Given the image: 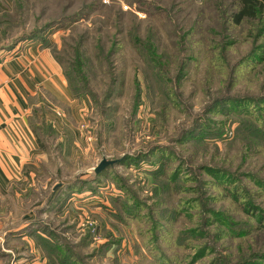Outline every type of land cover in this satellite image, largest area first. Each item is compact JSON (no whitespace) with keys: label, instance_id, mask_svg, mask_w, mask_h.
I'll return each instance as SVG.
<instances>
[{"label":"rangeland","instance_id":"rangeland-1","mask_svg":"<svg viewBox=\"0 0 264 264\" xmlns=\"http://www.w3.org/2000/svg\"><path fill=\"white\" fill-rule=\"evenodd\" d=\"M231 1L0 0V59L14 53L17 46L31 42L22 38L46 25L50 27L43 33L44 46L54 49L55 56L62 59V64L55 62L65 82L64 72L76 61V54L82 57L78 87L84 91L80 97L84 107L80 103L76 112H70L71 108L59 98L48 99L54 109L69 108L66 117L79 131L82 143L74 138L68 142L67 134L63 146L57 145L56 137L44 140V155L37 163L41 173L37 175L35 189L26 196L33 204L35 201L36 208L30 211L37 220L41 219L40 233L51 234L58 243L85 259V264H188L194 249L178 246L177 240L180 231L196 225L198 217L195 209L191 214H172L181 200L200 197L211 209L239 220L247 219L223 197L220 188L208 183L211 177L203 170L205 166H215L243 178L244 187L248 183L254 197L257 188L247 173L264 178V146L245 149L241 136L231 141L240 121L238 117L209 112L216 98L264 97L261 64L252 70L244 69L230 80L226 71L218 70L209 61L213 48L209 38L218 41L224 35L222 12ZM123 5L129 9L124 10ZM133 32L150 46L152 54L133 44ZM227 35L232 41L227 46V60L233 64L249 52L253 43L242 24H229ZM11 44L15 46L8 49ZM150 59L161 69L166 85L151 79ZM67 88L74 98L68 81ZM209 118L216 122L215 126L218 122L224 124L220 137H205L198 144L178 143L184 130ZM152 149L159 154L165 149L166 155H172L166 165L168 174L181 167L182 176L186 174L196 181L187 179L181 188L166 182L168 189L162 192L150 175L155 166L148 163L138 167L117 163L107 167L105 174L94 172L104 158L121 160L126 155L148 154ZM157 156H152L155 163ZM84 181L89 182L79 190H68L69 184ZM120 185L128 187V195L142 203L137 218L121 210L127 194ZM253 202L264 209V192H258ZM14 206L3 211L4 221L9 218L11 225L29 212L24 207L15 210ZM162 212L171 217H164ZM149 217L161 229L152 230ZM208 231L212 233L213 228ZM201 240L210 243L214 252L193 264L208 263L216 253L223 257L230 254L234 262L237 245L241 247L240 254L264 250V230L256 228L241 239ZM33 242L45 264H51L45 247L36 237ZM24 246L28 247L27 242ZM0 250L15 253L1 246Z\"/></svg>","mask_w":264,"mask_h":264},{"label":"trees","instance_id":"trees-1","mask_svg":"<svg viewBox=\"0 0 264 264\" xmlns=\"http://www.w3.org/2000/svg\"><path fill=\"white\" fill-rule=\"evenodd\" d=\"M229 24H233L234 26L240 24L245 25L248 29V35L251 37V41L253 43V46L249 52L239 61L233 64L229 63L226 55L228 50L227 46L229 47L232 43V41H229L227 35ZM49 27V25H46L43 28L34 29L30 34L23 37L22 40H39L41 43L46 44L43 33L46 29H49ZM221 30L224 35L222 38L220 36V40L215 41L214 38H209L211 47H213L210 52L211 57L209 58V61H211L212 65H216L218 70H223V72L226 71L225 73L229 76L230 80H234L236 75L239 72L241 73L244 69L252 70L260 64L261 66H264V0H232L230 5L222 12ZM211 33L213 35L219 36L214 30H211ZM130 37L131 41L137 46L138 49L144 53L147 51L150 53V46L142 42V40L136 36L135 32L130 33ZM14 46L15 44H11L8 49H12ZM50 51L55 57V60L62 64V59L55 56L54 49ZM76 57V61H73L70 64V67L64 72V75L68 83L71 85L74 96L79 97L82 96V93L84 92L83 88L80 86L78 87V84L80 83L78 71L80 65L82 64V57L80 53H77ZM211 64L209 63V68L212 67ZM148 66L153 70L151 79L154 83L159 85H166L168 83L166 82V78L162 75L161 69L156 67L155 63H153L151 59L148 62ZM75 75H77V77H74ZM35 111L36 110H34V112ZM209 112L211 114H232L238 117L240 121H238V126L234 130L235 136H233L234 138L231 139V141L241 136L242 140L245 142V149L258 147L260 145L264 146V97L257 99L247 97L216 98L214 102H212ZM30 120L31 126L32 121L39 122L38 127L32 126L37 138V142L39 143V148L44 145V140L56 137L49 124L42 120L38 121L37 118L35 119L36 121L32 119ZM217 124L219 125L215 126L216 122L209 118L206 120V122L204 121L203 123L194 125L187 131L184 130L177 141L178 143H184L186 141H194L197 143L204 141L205 137H220L225 130V127L221 122H218ZM71 141L72 136L68 134V142ZM160 152L162 154L156 153V151L152 149L148 154L137 153L135 155H126L120 160L121 162L119 163L126 166H137L139 164L141 165L142 163H148L151 166H155V168L150 172V175L157 183L155 185L157 190L162 192H165L168 189L166 182L174 183V188H181L187 179L192 183L196 181L194 177L189 176L187 178L186 174L182 176L180 173L181 167H176L173 172L168 174L166 171L168 167H166V165L169 162L170 157L172 158V155H166L165 149H162ZM156 154L158 155L157 163H155V159L152 157ZM150 156L151 159H149ZM203 170L211 177L208 180V183L212 187L220 188L223 197L229 199L230 202L235 205V209L238 212L247 215V219L239 220L224 211L211 209L207 206V203L200 199V197H197L196 199L189 198L184 201H179L175 212L172 214L175 216H179L182 213L191 214L192 209H195V214L198 217V222L196 225L194 227H189L188 229L180 231L181 239L179 238L177 240L178 246L183 245L184 249H194V253L190 256L188 264H193L197 261H200L202 258L209 255V253L214 252L212 245L207 243V241H202L201 239L210 238L211 241L213 239L218 241L225 237L229 240L232 238L241 239L251 235L254 231V228L259 231L264 230V209L255 205L253 202L254 198L258 197V192L260 194L264 192V178L247 173V178L252 182L251 184L253 186L255 185L257 188V190H255V195L257 196L254 197L252 191L248 190L249 184L246 183V188L244 187V183L241 181L243 178L238 177L240 178L238 179L232 174L226 173L224 170L217 169L215 166H205ZM107 171L108 170L105 169L97 175L102 173L105 174ZM157 179H161V181H158ZM88 182L89 181L76 184L72 183L73 185L69 184L71 187H69L68 190H73L75 188L76 190H79L82 188L81 185H84ZM120 188L127 194L122 200L123 202L121 204V210H124L130 217L137 218L140 215L142 203L136 197H133V194V196L128 195L127 192L130 191L128 187L121 186ZM162 215L164 217H171V214L168 215L167 212H162ZM175 216L174 219H176ZM117 217L121 220L118 213ZM149 219L152 221L150 225L152 230H157V228L161 229L157 221L152 220L151 217H149ZM211 227L213 228V231L209 234L210 231L208 230ZM35 234L39 244L45 247L47 250L51 264H85V259H83L80 255H77L69 247H65L58 243V240L52 237L51 234L48 235L45 233L43 235L40 232ZM185 236L186 239L184 238ZM190 242L192 244H190ZM240 249V245H237V256L234 258V262L230 259L232 255L229 254L223 257L221 254L216 253L212 258L209 259V262L205 264H264V250H259L258 252L254 251L255 253L249 251L248 253L240 254ZM163 257H166L164 253Z\"/></svg>","mask_w":264,"mask_h":264},{"label":"crops","instance_id":"crops-1","mask_svg":"<svg viewBox=\"0 0 264 264\" xmlns=\"http://www.w3.org/2000/svg\"><path fill=\"white\" fill-rule=\"evenodd\" d=\"M23 44L0 59V246L15 252L12 255L0 250V264L46 262L33 242L35 233L40 232L41 219L37 220L30 211L35 210V201L33 204L26 196L35 189L37 175L41 173L37 163L44 155L32 128L38 127L39 122L32 121L31 126L30 119L49 124L58 146L64 145L66 134L82 143L79 131L65 114L69 108L70 112H76L80 103L83 106L82 96H71L49 48L40 41ZM50 98H59L69 108L50 107ZM12 204L15 210L24 207L29 211L26 215L22 213L24 216L15 225H11L9 218L4 221L3 216V211ZM37 258L41 259L37 261Z\"/></svg>","mask_w":264,"mask_h":264},{"label":"water","instance_id":"water-1","mask_svg":"<svg viewBox=\"0 0 264 264\" xmlns=\"http://www.w3.org/2000/svg\"><path fill=\"white\" fill-rule=\"evenodd\" d=\"M120 160L119 159H112V160H107V159H102L98 165L94 168V172L95 174H99L102 171H104L107 167L112 166L114 164L119 163Z\"/></svg>","mask_w":264,"mask_h":264},{"label":"built area","instance_id":"built-area-1","mask_svg":"<svg viewBox=\"0 0 264 264\" xmlns=\"http://www.w3.org/2000/svg\"><path fill=\"white\" fill-rule=\"evenodd\" d=\"M122 8H123L124 10L129 9V7H128L127 5H123Z\"/></svg>","mask_w":264,"mask_h":264}]
</instances>
